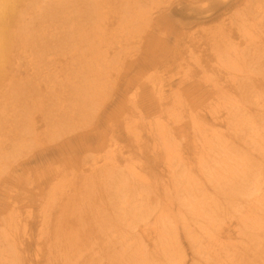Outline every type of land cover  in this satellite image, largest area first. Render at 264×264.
I'll list each match as a JSON object with an SVG mask.
<instances>
[{
	"label": "bare ground",
	"instance_id": "6f19581e",
	"mask_svg": "<svg viewBox=\"0 0 264 264\" xmlns=\"http://www.w3.org/2000/svg\"><path fill=\"white\" fill-rule=\"evenodd\" d=\"M145 1L12 0L9 10V0L7 2L0 0V6L6 5L8 10L0 14V51L4 54L1 58L3 60L0 59V129H19V132L22 131L23 137L20 141L21 144L18 145L10 140L5 149H11V151L0 156V185L5 182L3 175L14 177L12 172L15 173L17 168L25 164V159L21 158V154L27 153V149L22 151L20 147L27 139L35 141L39 136L38 122L45 129L50 128L51 125H58L56 131L49 135V140L54 143L62 142L59 143V146L63 147L65 144H70L71 141H68L70 138L64 139L67 135L70 137V132L60 133L65 126H70L78 121L92 105V114L91 112L87 114L91 115L93 119L97 118L99 111L105 110L104 102H98V106H96V102L100 96L98 90L103 89L106 84L103 82L110 79L106 70L109 68V60L106 57L108 45L103 42L107 31L100 28L98 24L91 26L90 29L86 25H81L78 18L82 9L85 11L92 6L95 12L101 2L109 4L113 9L120 7L119 14L115 11L113 14L116 15L117 25L123 24L125 20L124 25L127 27V31L123 36L126 38L127 35L135 34L133 22L137 15L125 17V6H139V3ZM215 1L213 0V2ZM243 5V12L239 11L243 15H236L240 16L239 19L235 18L236 22L231 21L227 28L220 27L219 38L213 39L207 44L204 41H198L195 45L196 49H191V46L185 47L188 54L193 50L199 53L198 69L194 67L196 69L190 68V70L184 71V78L179 82L178 88L184 96V93H189L185 96L187 112L182 117L188 120L184 124L191 125V137L198 138L199 144L207 152H205L206 160L203 157L195 161L198 166L208 163L209 160L217 159L216 156L209 154L212 148L222 154L227 152L224 157L227 163L222 161V166L219 169L210 170V173L212 172L210 176L224 175V177L219 180L215 178L208 180L210 181V184L207 185L209 190L204 194L207 203L197 201L196 194L190 193L191 188L184 189L195 201V203L190 202V210L195 212L190 220L200 221L204 224L200 229L201 232L195 233L191 238L192 246L195 247L194 252L199 256L198 260H201L202 264H228L229 261L231 264L232 262L249 264L247 260L252 256L232 253L231 248L221 247L217 243L226 238V235H229L231 231L235 234L234 230L239 226V223H247L243 219L250 216V211L253 210L252 205L264 206V199L259 195L251 197L248 203L245 201L237 203L238 195H240L237 189L243 192V186L247 187L249 184L240 183L238 187L235 178L225 176L234 170V163H240L238 151L241 143L246 140L242 136L241 129L236 125L240 122L241 116L247 113V108L231 103L220 114L210 115L212 125H209L208 129L199 128L197 130L194 128L206 117L205 109L209 104L207 100L209 98L224 99V96L229 92L225 91L227 80L225 76L220 75V72L212 73L209 77L205 73L206 67L211 66L212 68L213 64L218 70L221 69L220 64L226 57L219 53L220 50L224 48L223 50L228 56L236 52L233 56L238 60V52L243 54L253 52L254 54L264 48V43L261 41L264 37V0L245 1ZM202 6L207 8L205 3ZM112 20L113 15L109 18L110 24ZM255 20L257 30L251 29L247 23V21ZM149 21L151 22V18ZM90 36H93V40L90 39ZM234 36L238 37L236 43L230 41V38ZM253 38H258L257 42L249 44L248 42ZM241 41L244 46L239 48ZM103 46L106 49L104 54H101L100 49ZM182 51L176 46L169 51L170 53L165 56L164 60H160L156 64L161 67L167 66V58L171 57L174 60L176 56L182 54ZM112 55L114 59V52ZM227 64L235 63L230 59ZM103 65H106V68L102 67ZM199 71L201 76H198ZM246 79L249 80L252 87H256L260 83L264 87V79L259 83L248 77ZM127 83L130 86L133 85L136 90L145 89V85L140 82L138 75ZM184 83L188 84L185 89L182 88ZM231 83L232 87L236 89L237 83L235 81ZM151 101L153 100H148V102ZM162 102L161 93L158 91L155 102L156 110L161 109L159 107ZM134 112H140V109ZM129 122L125 117L124 120L122 119L124 136L121 137V140L131 144L130 148L132 149L128 148L127 151L142 154V146L137 140L139 136L136 134L137 127ZM215 123L226 124L228 138L223 134L218 135L215 131H211ZM181 127L184 131L185 126ZM152 131L153 128L150 126V135L157 138L159 135L162 136L157 131L154 133ZM115 136V139L119 138V136ZM260 137L259 135L257 139ZM246 143L248 145L247 141ZM250 144L255 146L256 140L250 141ZM123 147L126 148V144ZM87 152V156H90L92 151L88 149ZM24 155L26 156V154ZM151 155L155 156L153 153ZM120 158L126 161V158L123 157H119L117 160ZM101 159L102 165L98 166L96 159L93 160L89 172L82 178H78L76 174H66L59 170H46L38 174L41 176H37L36 181L39 182L35 183V187L43 204L37 213L36 232L33 233L31 229L35 217L33 218L31 215L30 222L25 220L22 223L20 214L15 210V204L10 213L0 216V264H24L25 261L29 263L31 256L41 264H142L140 261L142 254L139 252L142 248L140 238L142 239V236L150 230L146 226H149V220L152 217V210L142 209V201L146 196L144 192H146L151 194L152 201L156 202L157 189L149 183H144L141 166H132V171L125 165V172L118 171L114 168L110 169L114 164L111 153H105ZM129 160L132 162L133 158L129 157ZM193 168L190 165L188 171H192ZM110 173L114 178L132 180L130 184H124L126 188L122 185L114 192L115 197H120L126 207L122 211L124 216L120 221H117L113 214L115 209L112 204L113 197H111ZM100 174L102 179L98 180L97 177ZM65 182L66 185H63V188L58 191V185ZM207 188L205 187V190ZM32 189L33 187L26 188L27 194H30ZM195 191L199 192V189L194 188ZM33 195L36 198L35 193ZM136 201L140 202L136 204ZM133 203L134 205H132ZM131 211H136V213L131 216L127 215ZM261 215L264 217V213ZM159 219H161L160 214L154 217L155 225L158 224ZM172 222L175 224L174 221ZM115 223L120 224V228H115ZM232 225L233 228H231ZM18 226L22 228L21 236L17 235ZM131 226H134L136 230L129 228ZM13 229L16 232L14 234L12 233ZM26 230H29V234ZM119 233L122 235L119 236ZM172 236L173 232L167 228L165 222L161 226H156L151 231V239L155 241L153 247L158 248L159 245L168 243L172 246L169 240ZM25 238H27V242H24ZM31 244H34L36 249L30 256L29 253L27 254V249ZM116 246L121 248L123 253H116L117 258L114 261ZM171 246L168 247V253L172 250ZM252 261L253 259L250 264Z\"/></svg>",
	"mask_w": 264,
	"mask_h": 264
},
{
	"label": "rangeland",
	"instance_id": "374dc122",
	"mask_svg": "<svg viewBox=\"0 0 264 264\" xmlns=\"http://www.w3.org/2000/svg\"><path fill=\"white\" fill-rule=\"evenodd\" d=\"M134 1L132 0V2ZM196 1L198 0H146L139 3V6L127 4L125 17L134 14L137 17L133 22L136 35H127L126 38L123 36L127 31V27L124 25L125 20L123 24L117 25L116 15L113 14L114 11L119 14L120 7L113 9L110 8L109 4L101 2L95 12L92 6L85 11L82 9L78 18L81 25H86L90 29L91 26L98 24L100 28L107 31L103 42L108 45L106 57L109 60V68L106 70L110 79L103 82L106 83L103 89L98 90L100 96L96 102V106L104 102L105 110L99 111L97 118L93 119L91 115L87 114L88 112L92 114V105L78 121L70 124V126H65L60 133L70 132V137L67 135L64 139L70 138L68 141H71L70 144H65L63 147L59 146V143L62 142L54 143L49 140V135L56 131L58 125H51L50 128L45 129L40 122L37 123L39 136L35 141L27 139L20 147L22 151L27 149V153L21 154V158L25 159V164L17 168L15 173L12 172L14 177L3 175L5 182L0 185V216H6L10 213L15 204V210L20 214L22 223L25 220L30 222L31 215L33 218L35 217L31 227L35 233L38 222L37 213L43 204L35 187V183L39 182L36 181L37 176H41L38 174L46 170H59L66 174H76L78 178H82L89 172L93 160L96 159L97 165L100 166L103 163L101 157L103 158L105 153H111L114 164L111 165L110 169L114 168L125 172V165H127V169H131L132 166H141L144 183H149L157 189L156 202H153L151 194L146 192H144L146 196L142 201V209L152 210L149 226H146L150 230L142 236V239L140 238L142 248L139 252L142 254V259H140L142 264H202L201 260H198L199 256L194 252L195 247L192 246L191 238L195 233L201 232L200 229L204 224L200 221L190 220L195 212H192L189 206L195 201L184 189L191 188L190 193L196 194L197 201L207 203L204 194L205 191L209 190L207 185L210 184V181L208 180H212V178L219 180L224 177V175L210 176L212 173L210 170L219 169L222 166V161L227 163L224 159L227 152L222 154L212 148L209 154L217 157L215 161L209 160L208 163L201 166L195 162L203 157L206 160L205 154L207 152L199 144L198 138L191 137V125L184 124L188 120L182 117L187 112L185 96L189 93H184V96L178 88L179 82L184 78L183 72L190 70V68H197L199 53L193 50L192 53L188 54L189 52L185 50V47L191 46V49H196L195 45L198 41H204L207 44L211 40L219 38L220 27L227 28L231 21L236 22L234 19L240 17L236 15H243L239 12H243V3L250 0H216L215 2L213 0H200L197 3ZM221 2L223 3L220 4ZM204 3L207 8H203ZM11 4L12 0H9V10ZM6 11H8L6 5L0 6V14ZM111 15H113V20L110 24ZM150 18L151 22L154 19L152 23L149 21ZM247 23L251 29L257 30L256 20L247 21ZM90 37L93 40V36ZM257 40L258 38H253L248 43L253 44ZM230 41L236 43L238 37L234 36L230 38ZM261 41L264 43V37ZM198 45L200 44L198 43ZM176 46L183 50L180 56H176L174 60L171 57L167 58V66L161 67L156 64L160 60H164L165 56L170 53L169 51ZM243 46V41H241L239 48ZM105 49L106 47H101L100 53L104 54ZM223 49L219 53L226 59L220 64L221 69L218 70L213 64L212 68L211 66L206 67L205 73L209 77L212 73L220 72V75L225 76L227 80L225 91L229 92L224 96V99L209 98L207 100L209 104L205 109L206 117L194 128L197 130L199 128L208 129V126L212 125L210 115L220 114L231 103L247 108V113L241 116L236 127L241 129L242 136L248 145L246 141L241 143L238 151L240 163H234V170L225 176L235 178L238 187L240 183L249 184L247 187L243 186V192L237 189V192L240 193L237 203L243 201L248 203L250 198L256 195L264 199V87L261 86L262 83L257 85L259 87H252L249 80L246 79L248 77L256 83L264 79V48L254 52V54L253 52L245 54L238 52V60L233 56L236 52L228 56ZM112 52L115 54L114 59ZM3 55V52L0 51V59ZM230 59L236 65L227 64ZM133 62L135 64H132ZM102 67L106 68V65ZM102 67L101 69H104ZM137 75L140 77V82L145 85L144 90H136L133 85L130 86L127 83L136 78ZM198 76H201L200 71ZM232 81L237 83L236 89L232 87ZM186 86L188 84L184 83L182 88L185 89ZM158 91L161 93L163 102L159 107L161 109L156 110L155 102ZM148 100L153 101L148 102ZM133 103L134 105H132ZM137 109H140V112L135 113L134 111ZM87 116L89 117L87 118ZM124 117L130 121V124L133 123L134 127H137L136 134L139 135L137 140L142 146V154L127 151L131 144L121 140V137L124 136L122 131L124 125L121 124ZM225 125L224 123H215L211 131H215L218 135L223 134L228 138ZM150 126L153 128L152 133L157 131L162 136L159 135L157 138L150 135ZM181 126H185L184 131H182ZM115 135L119 138L115 139ZM259 135L261 137L257 139ZM22 138V131L19 132V129H0V156L11 151V149H5L10 140L18 145L21 144ZM255 140L256 145H251L250 141ZM125 144L126 148L123 147ZM88 149L92 151L90 156H87ZM151 153L155 156L153 157ZM119 157L126 158V161L121 158L117 160ZM129 157L133 158L132 162ZM190 165L194 167L192 171H188ZM110 175L112 204L115 209L113 214L115 219L120 221L124 216L122 211L126 207L120 197H115L114 192L122 185L126 188L124 184H130L132 180L114 178L112 173ZM97 178L101 180L102 175L100 174ZM50 185L52 188V183ZM63 185H66V182L58 185V191L63 188ZM28 187H33L30 194H27L26 188ZM193 187L198 188L199 192H194ZM34 193L37 199L34 197ZM139 202L136 201L135 203ZM252 206L253 210L250 211V216L243 219L247 223H239V226L234 230L235 234L231 231L229 235H226V238L221 239L217 244L221 247L228 246L232 249V253L252 256L247 260L249 264L252 259V264H264V217L261 215L264 213V206ZM133 213L136 211H131L127 215L131 216ZM255 213L257 214L253 217ZM159 214L161 219L155 225L154 217ZM164 222L167 228L173 232V236L168 238L172 246L168 243L154 248L155 241L151 239V231ZM233 225L235 226L234 223ZM115 228H120V224L115 223ZM129 228L136 230L134 226ZM26 231L29 234V230ZM12 233H16L14 229ZM17 235H22V228L19 226ZM118 235L121 236L122 234L119 233ZM227 237L231 238L228 239ZM24 242H27V238L24 239ZM170 246L172 250L169 249L170 252L168 253ZM197 248L201 249L199 246ZM35 249L36 246L31 244L27 249V254L29 253L31 256ZM116 253H123V251L117 246L114 248V261L117 258ZM30 258V262L25 261L24 264H41L32 256ZM230 262L228 264H231Z\"/></svg>",
	"mask_w": 264,
	"mask_h": 264
}]
</instances>
